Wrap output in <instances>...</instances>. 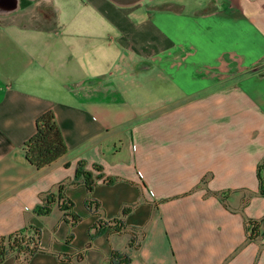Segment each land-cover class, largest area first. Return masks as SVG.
Segmentation results:
<instances>
[{"label": "crops", "instance_id": "crops-1", "mask_svg": "<svg viewBox=\"0 0 264 264\" xmlns=\"http://www.w3.org/2000/svg\"><path fill=\"white\" fill-rule=\"evenodd\" d=\"M45 1L0 0V235L41 228L26 264H112L133 233L131 264H264V0ZM49 109L68 150L39 168ZM60 183L75 224L35 210Z\"/></svg>", "mask_w": 264, "mask_h": 264}, {"label": "trees", "instance_id": "trees-1", "mask_svg": "<svg viewBox=\"0 0 264 264\" xmlns=\"http://www.w3.org/2000/svg\"><path fill=\"white\" fill-rule=\"evenodd\" d=\"M23 150L28 161L41 168L51 164L68 150L66 139L63 135L60 124L52 109L43 112L36 120V130L23 144ZM95 169L99 172L95 174L92 170L86 168L84 160L79 162L74 182L83 181L89 190H93L97 179L103 176V166L96 163ZM257 176L260 181V194L264 196V158L258 164ZM115 178L107 177L108 182L114 181ZM65 183H60L55 190L45 193L42 202L35 207L39 214H48L52 211L54 204L58 203L59 207L64 211L65 216L72 217V223L75 224L80 219V215L73 209L74 202L65 194ZM88 206H97L96 201L88 199ZM130 209L129 206L124 208V212ZM264 222V218L261 219ZM116 228L122 230L125 223L122 219H114ZM257 224V223H256ZM258 225V224H257ZM257 225L251 229V235L256 234ZM101 225L93 232H90L91 238L103 231ZM33 231L35 236L27 237L28 233ZM71 237V236H70ZM41 228L34 225H28L20 228L8 235H0V264L6 260L11 254H25V262L17 264H26L29 258L41 249ZM138 245L137 236L133 233L130 241V250L122 251L113 249L110 255L112 264H131L132 250ZM83 255L79 254V261L76 264H86L83 261Z\"/></svg>", "mask_w": 264, "mask_h": 264}, {"label": "rangeland", "instance_id": "rangeland-1", "mask_svg": "<svg viewBox=\"0 0 264 264\" xmlns=\"http://www.w3.org/2000/svg\"><path fill=\"white\" fill-rule=\"evenodd\" d=\"M56 5H60L57 0L47 1V2L45 1V2L39 3L38 8H40V9H45L46 8V9L50 10L51 12H53L55 10L56 14L57 13L61 14V11L58 10V8L55 9ZM55 23H61V21L58 22V20H56ZM156 98L157 97H154V96L151 97L152 100H154Z\"/></svg>", "mask_w": 264, "mask_h": 264}, {"label": "water", "instance_id": "water-1", "mask_svg": "<svg viewBox=\"0 0 264 264\" xmlns=\"http://www.w3.org/2000/svg\"><path fill=\"white\" fill-rule=\"evenodd\" d=\"M125 1H131V0H125Z\"/></svg>", "mask_w": 264, "mask_h": 264}]
</instances>
